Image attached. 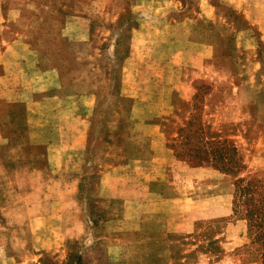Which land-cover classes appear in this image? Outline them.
Segmentation results:
<instances>
[{
	"label": "rangeland",
	"instance_id": "obj_1",
	"mask_svg": "<svg viewBox=\"0 0 264 264\" xmlns=\"http://www.w3.org/2000/svg\"><path fill=\"white\" fill-rule=\"evenodd\" d=\"M177 115L232 172L180 157ZM24 260L264 264V0H0V264Z\"/></svg>",
	"mask_w": 264,
	"mask_h": 264
},
{
	"label": "trees",
	"instance_id": "obj_2",
	"mask_svg": "<svg viewBox=\"0 0 264 264\" xmlns=\"http://www.w3.org/2000/svg\"><path fill=\"white\" fill-rule=\"evenodd\" d=\"M191 119L186 123V125L184 127L180 128V133L177 137V140L180 138V135L182 133V131L184 132L186 129H188L191 125L192 122H190ZM182 141L181 143L183 144L184 148L187 144L190 145V138H188V135L186 136H182ZM213 141H216L215 143H210V142H204L203 140H197L196 144L197 147H192L190 148H185L186 150H188L189 152L192 151V155L188 154L187 152L183 151L182 152V156L180 157H184L185 156H192L191 158L198 159L199 160V164L202 165H212L217 167L218 169H220L221 171L227 172L233 171V167L234 166V159H235V155L237 154V149L234 145H229V144H216L217 142L220 143V141L216 140V135L213 133V136H211ZM203 139V137H202ZM211 144H214L213 146ZM216 145V146H215ZM207 146V147H206ZM183 149V148H182ZM186 159V158H185ZM187 161V159H186ZM227 161V162H224ZM202 163V164H201Z\"/></svg>",
	"mask_w": 264,
	"mask_h": 264
},
{
	"label": "crops",
	"instance_id": "obj_3",
	"mask_svg": "<svg viewBox=\"0 0 264 264\" xmlns=\"http://www.w3.org/2000/svg\"><path fill=\"white\" fill-rule=\"evenodd\" d=\"M184 102V104L185 103H188V102H185V101H183ZM183 104V105H184ZM190 116V115H189ZM189 116H181V117H179L178 115L176 116L177 118H179L180 119V122L179 123H177L173 118H171V116H168V117H165V120L166 121H168L169 122V124H171V126H172V128H174V129H179L181 126H184L186 123H187V121L189 120ZM208 124L210 125V127H212L213 129L215 128V123L212 121V120H208ZM177 130H175L174 131V133H172L171 131H168V130H166V131H163V132H161L160 133V136H162V138H164V137H166V135H171V136H173L174 134H176V131ZM172 133V134H171ZM166 134V135H165ZM109 173V172H108ZM9 259V258H8ZM26 263H28V261H26V260H24V261H22V262H18V264H26Z\"/></svg>",
	"mask_w": 264,
	"mask_h": 264
}]
</instances>
